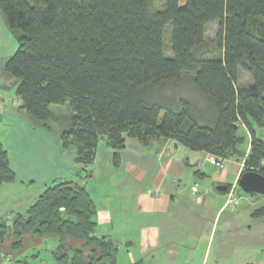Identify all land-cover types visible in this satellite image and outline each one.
Here are the masks:
<instances>
[{"label":"trees","instance_id":"16d2710c","mask_svg":"<svg viewBox=\"0 0 264 264\" xmlns=\"http://www.w3.org/2000/svg\"><path fill=\"white\" fill-rule=\"evenodd\" d=\"M156 3L0 0L8 23L18 30V49L5 70L18 79L22 107L47 120L52 104L69 102L72 125L62 141L76 148L75 160L85 166L95 162L102 136L115 150L125 149L132 137L147 147L175 140L182 149L236 157L244 161L243 172L264 174V140L255 129L264 127V0H165L162 8ZM214 21L219 27L211 42L206 29ZM169 25L171 55L165 52ZM240 68L252 75L250 86L237 85ZM184 80L209 101L212 116L200 108L201 99H153L154 90ZM243 128L250 135L248 151L242 149ZM16 180L0 139V185ZM97 215L84 183L55 179L26 212L0 217V259L9 236L13 248L22 246L24 235L54 236L57 264H119L120 248L98 234ZM253 216L264 217V206ZM16 263L33 264L27 255Z\"/></svg>","mask_w":264,"mask_h":264},{"label":"rangeland","instance_id":"374dc122","mask_svg":"<svg viewBox=\"0 0 264 264\" xmlns=\"http://www.w3.org/2000/svg\"><path fill=\"white\" fill-rule=\"evenodd\" d=\"M164 3L165 0H157V8H162ZM218 27V21L208 24L206 38L209 41H214ZM17 35L18 30L12 28L0 8V139L8 150L11 165L17 173L16 182L0 185V217H12L14 212H26L25 209L45 187L58 179L84 183L100 210L106 207L111 209L109 206L112 205L111 201L117 202L116 206L120 205L122 208L119 202L125 197L127 218L124 216L123 224L127 226L126 224L137 223L139 220L134 207L135 195L131 189L149 186L147 178L141 181L145 171L151 173L161 170L160 160L154 154V150L132 137L126 138L125 149L115 150L107 144L105 136H102L95 162L86 166L76 162V148L74 146L65 148L62 141L63 131L72 125L74 111L70 103L52 104L51 116L47 120L36 118L21 105V99L17 95L18 79L10 76L5 70L6 62L18 49ZM171 35L172 25H169L165 34L167 55L172 54ZM206 48L213 50L210 44ZM211 55L217 56L219 52L213 51ZM252 83V75L240 68L237 85L243 87ZM179 95L191 97L196 102L203 100L204 104L200 103V108L212 116L209 101L195 93L190 80L167 84L163 89L154 90L153 99L166 101ZM255 129L257 136L264 140V127L256 126ZM241 133L247 137L242 149L248 151L250 135L244 128ZM145 155L152 159L148 164H141L140 161ZM132 164H135V168ZM236 166L239 164L235 161L225 160L222 170L230 172L229 180L233 179ZM216 169H219L218 166L210 164H207L206 169L201 168L202 171L206 170L209 173V178L205 182L215 188L217 178L213 177V173ZM194 170H197L195 165L187 167V171ZM221 174L223 173L220 172L219 175ZM239 192L244 195V198L242 197L244 202L235 205L237 208H233V205L228 206L217 222L215 236L213 234L207 252V264H264V217L252 215L257 208L264 206V195L251 194L242 189ZM237 210L240 216L233 218L231 214ZM228 222L236 227L233 235L224 231V225ZM103 226L97 230H103ZM129 229L135 230L128 227L123 233L132 237ZM208 234L209 230L199 238L200 242H191L190 247L196 252L192 264H202ZM14 240L13 236H9L2 246L3 257L0 264H17L16 260L25 255L33 264H57L52 256V251L57 245L56 237L36 238L24 235L23 244L19 248L11 247ZM187 252L188 248L185 253ZM33 254L39 257H33ZM123 256L126 257V254L123 253Z\"/></svg>","mask_w":264,"mask_h":264},{"label":"crops","instance_id":"0c3cea01","mask_svg":"<svg viewBox=\"0 0 264 264\" xmlns=\"http://www.w3.org/2000/svg\"><path fill=\"white\" fill-rule=\"evenodd\" d=\"M148 147L154 150V154L159 158L161 170L151 173L145 171L141 181L147 178L149 186L131 189L135 195L134 207L139 221L124 226V216L127 218V210L125 211L127 199L124 197L119 202L122 208L120 205L116 206L117 202L111 201L112 205H109L111 209L98 208L97 228L106 226V228L103 226V230L99 229L98 234L106 235L118 244L119 264H134L140 261L141 264H181V262L192 264L196 252L190 244L200 242L199 238L209 230L202 261V264H207V252L213 234L215 236L217 222L225 209L232 205L228 203L229 192L231 187L238 183L244 170L243 159L219 158L223 164L219 167L213 162L216 156L204 151L189 152L182 149L175 140L154 141ZM142 159L141 164H148L152 158L145 155ZM225 160L239 164L234 168L231 180H229L230 172L222 170ZM207 164L219 168L213 173V177L217 178L216 188L205 182L209 178V173L206 170L202 171L201 168L206 169ZM194 165L197 167V174L194 172L196 170L187 171V167ZM132 166L135 168V164ZM220 172L223 174L219 175ZM227 184H231L229 190L218 189L219 185ZM240 195L244 198V195ZM243 198L240 204L244 202ZM232 207L237 208L235 205ZM231 216L238 218L240 213L237 210ZM128 227L135 228L134 231L129 229L132 237L123 233ZM235 229L231 222L224 225L227 234L233 235ZM187 248L188 252L185 253Z\"/></svg>","mask_w":264,"mask_h":264},{"label":"water","instance_id":"95a60500","mask_svg":"<svg viewBox=\"0 0 264 264\" xmlns=\"http://www.w3.org/2000/svg\"><path fill=\"white\" fill-rule=\"evenodd\" d=\"M240 188L248 193L264 195V174L257 170H246L242 172L238 179ZM219 190H226V185H219ZM9 231H12V225H9Z\"/></svg>","mask_w":264,"mask_h":264},{"label":"built area","instance_id":"2783aa9c","mask_svg":"<svg viewBox=\"0 0 264 264\" xmlns=\"http://www.w3.org/2000/svg\"><path fill=\"white\" fill-rule=\"evenodd\" d=\"M213 162L216 163L219 167L223 166L221 160L217 157L213 159ZM238 192H239L238 183H236L230 189L229 197H228L229 204L237 205L240 204V202H242V196Z\"/></svg>","mask_w":264,"mask_h":264}]
</instances>
